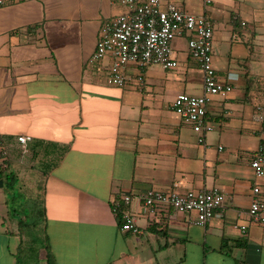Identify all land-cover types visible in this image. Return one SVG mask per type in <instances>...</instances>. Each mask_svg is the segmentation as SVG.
Here are the masks:
<instances>
[{"label": "crops", "instance_id": "crops-1", "mask_svg": "<svg viewBox=\"0 0 264 264\" xmlns=\"http://www.w3.org/2000/svg\"><path fill=\"white\" fill-rule=\"evenodd\" d=\"M166 1L213 21L217 73L235 77L233 92L209 104L214 129L205 143L173 110L185 83L168 101L166 91L147 86L168 69L151 65L142 81L111 85V57L91 61L104 21L125 6L111 0L0 6V131L7 151L0 163V264H32L36 253L37 264H264V227L249 214L254 186L264 194V177L251 165L264 122L257 119L264 111V0ZM185 37L175 40L174 54L187 82L192 59ZM21 134L32 136L27 151ZM17 183L27 199L42 203L47 244L40 249L10 210ZM215 186L228 196L205 226L193 223V212L166 204L149 212L134 198L126 207L141 231H124L113 210L127 193Z\"/></svg>", "mask_w": 264, "mask_h": 264}, {"label": "built area", "instance_id": "built-area-1", "mask_svg": "<svg viewBox=\"0 0 264 264\" xmlns=\"http://www.w3.org/2000/svg\"><path fill=\"white\" fill-rule=\"evenodd\" d=\"M10 0H0V6ZM125 6V11L107 18L102 26L100 38L91 61L110 56L112 61L106 73V81L111 85H126L137 79L142 81L145 69L160 65L164 69L179 66L172 42L182 35L188 38V48L193 62L203 70V93H179L173 110L190 124L198 134L200 143L206 142L207 134L214 129L209 104L216 95L229 96L235 88V77L231 74L221 78L213 59L214 23L203 15L189 12L173 1L166 0H113ZM245 24V22H242ZM137 69V74L132 70ZM258 120L264 116L258 114ZM264 134V130L261 129ZM24 151L32 136L21 134L17 137ZM0 131V163L6 164L7 151ZM220 148H223L222 146ZM251 165L258 177H264V144L255 150ZM253 198L249 207L252 219L264 227V197L259 185L253 188ZM228 192L220 187L178 190L149 188L137 195L127 193L114 201L113 210L120 217V228L124 231L140 232L135 214L126 206L133 199L139 200L146 211L154 212L161 204L173 207L179 212H193V223L207 225L223 206ZM245 232L247 226L242 225Z\"/></svg>", "mask_w": 264, "mask_h": 264}, {"label": "rangeland", "instance_id": "rangeland-1", "mask_svg": "<svg viewBox=\"0 0 264 264\" xmlns=\"http://www.w3.org/2000/svg\"><path fill=\"white\" fill-rule=\"evenodd\" d=\"M111 1L112 3H114L113 0ZM178 37H182V36H178ZM178 37H176L172 42L173 49H174V42ZM213 45H214V40H213ZM187 50L189 51L188 45H187ZM190 65L191 67L190 69H188L189 72L187 75L190 79L187 82L184 79L186 78L185 72L183 71V69H181V67H177L174 69L166 70L167 73L164 74L163 79L159 82H156L155 80L152 81L153 79L147 80L146 81L147 86L158 88L160 89L161 92L166 91L165 101L169 100V96H172L173 92L178 93L180 88L182 89L184 87L183 86L184 83L187 86V88L185 89L187 93L201 94L203 93V87H202L203 83L201 81V78L203 77V70L198 66V64L193 63L192 61ZM152 68L159 70L160 67L153 66ZM166 74L167 76L166 78H164ZM178 76L183 78L182 82L177 79ZM261 113L264 115V111H262ZM256 138H257V141H260L261 138L264 139V134L259 132L258 137ZM256 138L254 137V139ZM14 186H15L14 189L16 191V197L12 202H9L10 210L12 211V213L15 212L17 214V218L23 221L22 229L24 232H27L29 235L28 240H27L28 243L34 244V247L38 249L45 247L47 244L46 243L47 241L45 240V237H44L43 228H42L43 221H42V217L39 212L41 211L42 203L37 202L36 200L27 199L25 196L27 195L28 192L26 190L20 191L19 183L15 184ZM262 197H264V194H262ZM37 257L38 255L36 253L30 256L28 259L32 261V264H37L38 262Z\"/></svg>", "mask_w": 264, "mask_h": 264}, {"label": "trees", "instance_id": "trees-1", "mask_svg": "<svg viewBox=\"0 0 264 264\" xmlns=\"http://www.w3.org/2000/svg\"><path fill=\"white\" fill-rule=\"evenodd\" d=\"M262 129L264 130V122H263V127H262ZM260 144H264V139H263V138L260 139Z\"/></svg>", "mask_w": 264, "mask_h": 264}]
</instances>
